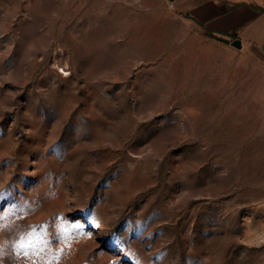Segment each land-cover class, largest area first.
Instances as JSON below:
<instances>
[{
  "label": "rangeland",
  "instance_id": "374dc122",
  "mask_svg": "<svg viewBox=\"0 0 264 264\" xmlns=\"http://www.w3.org/2000/svg\"><path fill=\"white\" fill-rule=\"evenodd\" d=\"M206 26L0 0V264H264V54Z\"/></svg>",
  "mask_w": 264,
  "mask_h": 264
},
{
  "label": "crops",
  "instance_id": "0c3cea01",
  "mask_svg": "<svg viewBox=\"0 0 264 264\" xmlns=\"http://www.w3.org/2000/svg\"><path fill=\"white\" fill-rule=\"evenodd\" d=\"M186 16L264 54V0H172Z\"/></svg>",
  "mask_w": 264,
  "mask_h": 264
},
{
  "label": "water",
  "instance_id": "95a60500",
  "mask_svg": "<svg viewBox=\"0 0 264 264\" xmlns=\"http://www.w3.org/2000/svg\"><path fill=\"white\" fill-rule=\"evenodd\" d=\"M232 44L238 48H242L243 44H242V40L240 38H235L232 40Z\"/></svg>",
  "mask_w": 264,
  "mask_h": 264
},
{
  "label": "trees",
  "instance_id": "16d2710c",
  "mask_svg": "<svg viewBox=\"0 0 264 264\" xmlns=\"http://www.w3.org/2000/svg\"><path fill=\"white\" fill-rule=\"evenodd\" d=\"M189 17H191V18H193V19H195L194 17H192V16H190L189 15ZM199 23L203 26V27H205L206 29H208V33H210V34H214V32H213V30L212 29H210V28H208L207 26H206V24L205 23H203V22H200L199 21ZM222 40H225V39H222Z\"/></svg>",
  "mask_w": 264,
  "mask_h": 264
},
{
  "label": "built area",
  "instance_id": "2783aa9c",
  "mask_svg": "<svg viewBox=\"0 0 264 264\" xmlns=\"http://www.w3.org/2000/svg\"><path fill=\"white\" fill-rule=\"evenodd\" d=\"M171 5L173 6V3H171Z\"/></svg>",
  "mask_w": 264,
  "mask_h": 264
}]
</instances>
